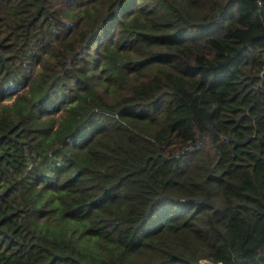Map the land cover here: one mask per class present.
I'll use <instances>...</instances> for the list:
<instances>
[{"label": "trees", "instance_id": "trees-1", "mask_svg": "<svg viewBox=\"0 0 264 264\" xmlns=\"http://www.w3.org/2000/svg\"><path fill=\"white\" fill-rule=\"evenodd\" d=\"M0 264H264V0H0Z\"/></svg>", "mask_w": 264, "mask_h": 264}]
</instances>
